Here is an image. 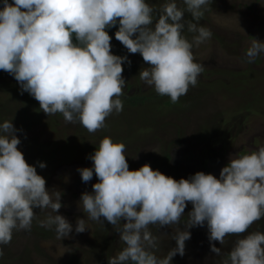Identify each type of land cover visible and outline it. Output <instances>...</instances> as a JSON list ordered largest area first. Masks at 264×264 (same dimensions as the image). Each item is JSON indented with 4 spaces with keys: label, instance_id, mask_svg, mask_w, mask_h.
I'll list each match as a JSON object with an SVG mask.
<instances>
[{
    "label": "clouds",
    "instance_id": "1",
    "mask_svg": "<svg viewBox=\"0 0 264 264\" xmlns=\"http://www.w3.org/2000/svg\"><path fill=\"white\" fill-rule=\"evenodd\" d=\"M211 2L181 0V7L167 0L157 9L145 0H2L0 70L13 76L21 94L31 95L47 116L59 113L66 123H79L94 134L107 127L109 116L123 111L122 64L131 63L112 54L105 29L119 24L115 39L148 65L139 72L143 85L176 104L204 71L192 49L213 35L198 23ZM185 13L192 19L186 21ZM185 26L196 34L191 42L182 34ZM262 54L264 42L253 38L246 62L255 63ZM17 131L11 120L0 123V246L11 243L14 231H30L33 220L53 230L56 239L69 238L72 225L56 214L63 206L61 192L49 191L26 162ZM125 153L123 143L105 136L88 157L92 168L77 169L84 183L93 173L98 179L92 193L81 194L79 207L88 219L112 225L125 245L108 264H170L177 254L183 256L188 230L175 227L176 247L158 257L160 237L150 226L179 225L187 203L192 210L183 220L185 229L206 223L216 255L221 249L213 242L222 245L228 235L248 233L236 240L222 264H264V233L248 232L264 217V146L230 157L219 178L196 172L178 181L148 164L129 170ZM37 208L47 211L45 219H37ZM86 229L85 219H78L75 232Z\"/></svg>",
    "mask_w": 264,
    "mask_h": 264
},
{
    "label": "rangeland",
    "instance_id": "2",
    "mask_svg": "<svg viewBox=\"0 0 264 264\" xmlns=\"http://www.w3.org/2000/svg\"><path fill=\"white\" fill-rule=\"evenodd\" d=\"M145 2L158 9L167 0ZM177 3L183 7L181 0ZM184 19L192 18L185 13ZM198 23L213 33L208 42L192 49L196 62L205 68L197 85L176 104L143 85L139 72L148 65L139 53H128L115 39L119 24L107 31L112 37V54L126 56L131 63L122 64L126 85L119 99L123 111L109 116L107 127L94 134L79 123H66L59 113L47 116L31 95L21 94L13 76L0 70V123L11 120L18 130L14 133L21 141L18 150L46 180L49 191L61 192L63 206L56 214L65 217L73 228L69 238L58 240L53 230L33 220L30 231H14L11 243L0 246V264H108V259L123 249L125 245L112 225L88 219L79 207L81 194L92 193L98 179L93 173L84 183L77 169L92 168L88 157L105 136L126 146L129 170L148 164L177 181L196 172L219 178L230 157L264 146V54L255 63L245 59L253 38L264 42V0H212ZM182 34L190 42L196 35L188 32L187 26ZM38 162L46 167L41 169ZM191 210V203H187L179 225L150 226L160 237L156 255L163 257L176 247L172 237L178 227L188 230L191 238L185 242L184 255L177 254L170 264H222L236 240L248 233L228 235L222 245L213 242L221 249L216 255L210 251L206 223L185 229L183 220ZM33 211L38 220L47 216V211ZM78 219H85L87 229L83 233L75 232ZM256 231L264 233V217L248 230Z\"/></svg>",
    "mask_w": 264,
    "mask_h": 264
},
{
    "label": "trees",
    "instance_id": "3",
    "mask_svg": "<svg viewBox=\"0 0 264 264\" xmlns=\"http://www.w3.org/2000/svg\"><path fill=\"white\" fill-rule=\"evenodd\" d=\"M112 28H113V27H111V28H106L105 30H106V31H109V30H111Z\"/></svg>",
    "mask_w": 264,
    "mask_h": 264
}]
</instances>
